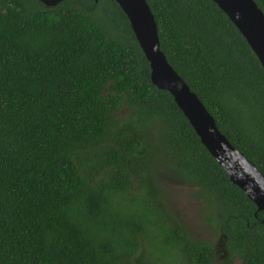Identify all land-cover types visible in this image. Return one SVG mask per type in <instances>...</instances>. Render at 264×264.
<instances>
[{
  "label": "trees",
  "instance_id": "trees-1",
  "mask_svg": "<svg viewBox=\"0 0 264 264\" xmlns=\"http://www.w3.org/2000/svg\"><path fill=\"white\" fill-rule=\"evenodd\" d=\"M264 12V0H254ZM169 64L264 174V68L212 0H146ZM187 189L212 229L168 202ZM264 264V211L151 81L115 0H0V264Z\"/></svg>",
  "mask_w": 264,
  "mask_h": 264
},
{
  "label": "water",
  "instance_id": "water-1",
  "mask_svg": "<svg viewBox=\"0 0 264 264\" xmlns=\"http://www.w3.org/2000/svg\"><path fill=\"white\" fill-rule=\"evenodd\" d=\"M38 1L53 8L65 0ZM115 1L128 17L138 44L150 64L153 85L171 94L201 143L224 169L230 181L246 194L258 211H264V174L230 143L199 97L169 64L161 50L157 23L146 0ZM212 1L240 31L264 68V12L254 0Z\"/></svg>",
  "mask_w": 264,
  "mask_h": 264
},
{
  "label": "rangeland",
  "instance_id": "rangeland-1",
  "mask_svg": "<svg viewBox=\"0 0 264 264\" xmlns=\"http://www.w3.org/2000/svg\"><path fill=\"white\" fill-rule=\"evenodd\" d=\"M168 202L191 233L207 241L212 239L213 231L203 221L199 203L191 199L185 187L179 184L172 185L168 194ZM235 264L242 263L241 261H236Z\"/></svg>",
  "mask_w": 264,
  "mask_h": 264
}]
</instances>
